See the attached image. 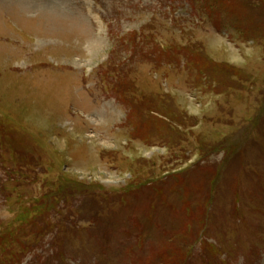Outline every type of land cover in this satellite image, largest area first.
Here are the masks:
<instances>
[{"label":"rangeland","instance_id":"rangeland-1","mask_svg":"<svg viewBox=\"0 0 264 264\" xmlns=\"http://www.w3.org/2000/svg\"><path fill=\"white\" fill-rule=\"evenodd\" d=\"M243 1L247 40L186 0H0V264H264V4ZM117 76L191 118L179 145L128 122Z\"/></svg>","mask_w":264,"mask_h":264},{"label":"trees","instance_id":"trees-1","mask_svg":"<svg viewBox=\"0 0 264 264\" xmlns=\"http://www.w3.org/2000/svg\"><path fill=\"white\" fill-rule=\"evenodd\" d=\"M188 1V3L190 4L191 8L194 10V14L198 15L200 17H202L203 19H208L210 22H212L213 25H219V26H223V23H235L237 24L238 27H240V33H241V38L243 37L245 40L249 39L250 37H254V29L255 26H252L249 24V21L251 19H255L257 21V17H255V14L253 13H247L245 11V7H249L250 10L252 8L251 5H249L248 1H241V0H186ZM258 2H261L262 4H264V0H257ZM245 13H244V11ZM253 10V9H252ZM247 19L246 24L245 21L242 22V18ZM159 48V47H158ZM159 52L160 54L164 55V56H170V55H175L177 57H185V59L189 62V63H193L194 65V69L197 70L199 77L201 74H205L206 75V70L201 68V64L198 62V55L197 52L193 51L192 47H179L178 49H170L167 50L166 52H163L160 48H159ZM219 65V64H217ZM229 70V69H228ZM224 71V70H222ZM220 69H212L210 75L213 78V81H216V78H218L217 76H220V74H216V73H221L222 72ZM230 71V70H229ZM229 71H225L227 74H229ZM223 75H226L225 73ZM221 77V76H220ZM117 81L115 83L114 79L112 78L110 81H108V83L113 86L112 89V93L115 94L116 96H118V98L122 101H125L127 104H130V102H128L125 98L126 95L124 93V90H120L121 88H123V86L128 83L126 82L125 84L123 83L122 85L120 84L119 81H121V78L119 76L116 77ZM217 83H220L219 80L217 81ZM231 88V87H229ZM144 100H146L147 98H143ZM151 100V101H150ZM147 99V106L143 108V106H141L140 110L139 107L132 106V104H130L132 106L131 110H130V114L128 116V122L129 119L131 118V116H136L141 117L140 115V111L142 109L147 110L148 112H150L152 114V116H150V119H152L151 121L147 120V124L148 127L144 128V132L147 135V130H149V139H153L154 137H157L159 140L164 141L168 144H171L172 146L176 145L178 142H182L183 141V136L185 134H188L190 130V128H193V126L195 125V123L193 121H191L184 112L178 111L175 107V105H173V103L169 102V103H165L161 100V102L159 104H157L158 100H153V99ZM146 105V104H145ZM143 111V110H142ZM142 119V117H141ZM143 121V119L141 120ZM180 127L184 128V129H188L187 132L186 130L183 129V131H181ZM140 129V128H139ZM138 131V129H137ZM139 133V131H138ZM235 143V142H234ZM233 145H231V148L233 149V153H231V157H234L235 154H237V152H234V149L236 148ZM179 145V144H177ZM176 145V146H177ZM205 146V145H204ZM234 146V147H233ZM213 147V146H212ZM217 147V146H216ZM208 148V146H207ZM204 149V151H206V149ZM212 149V148H210ZM213 150V149H212ZM225 152V150H223ZM241 154V153H240ZM228 155L227 157L225 156V159L223 161V164H226V161L228 160ZM229 158V159H230ZM228 163V162H227ZM222 169V168H221ZM222 170H220L218 172V174H216V176H220ZM180 179H181V175ZM165 183L162 184V186ZM166 184H172L173 183L167 182ZM182 184H185L182 183ZM48 208V206H47ZM177 251L173 248H171V256L174 258L173 261H169L170 264H179L178 261L179 259H183L185 260V258L187 257V254H185L186 252L183 251V247H179L177 246ZM178 254V255H177Z\"/></svg>","mask_w":264,"mask_h":264}]
</instances>
